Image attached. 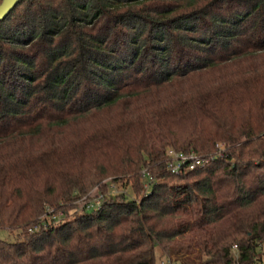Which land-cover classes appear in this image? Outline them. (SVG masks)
<instances>
[{
  "label": "trees",
  "instance_id": "obj_1",
  "mask_svg": "<svg viewBox=\"0 0 264 264\" xmlns=\"http://www.w3.org/2000/svg\"><path fill=\"white\" fill-rule=\"evenodd\" d=\"M219 144L203 168L166 169L167 148ZM121 176L134 199L69 215ZM0 229L16 234L0 264H255L264 0L17 4L0 22Z\"/></svg>",
  "mask_w": 264,
  "mask_h": 264
},
{
  "label": "rangeland",
  "instance_id": "obj_2",
  "mask_svg": "<svg viewBox=\"0 0 264 264\" xmlns=\"http://www.w3.org/2000/svg\"><path fill=\"white\" fill-rule=\"evenodd\" d=\"M182 127H178V129H181ZM219 146L221 147V145L219 144ZM218 157V156H216ZM146 169H142L141 172H139L140 174L143 175V171ZM141 175V177H142ZM113 177H107L105 179H103L102 183L106 184V189H102L99 190L98 188H92L86 195L81 196L79 199L73 201V210L69 212V215H72L73 212H78L80 213L82 211V209H84L87 205L90 204H94L96 203V201H99V203L101 204L102 201L106 198V197H115L118 195H125L127 199H134L135 195L133 194V191L131 189V185L129 183H127L126 179H124L121 176V179H118V181H115L112 179ZM115 181V182H114ZM176 182V181H175ZM145 184H146V180L142 178V185H143V189H145ZM144 193V192H143ZM137 200H139V198L137 197ZM58 217L62 218L64 217L63 215H61L60 213H58ZM15 233H10L8 230L5 229H0V240H5V241H14V237H15ZM262 248L264 249V243L262 244ZM156 264H161V262H163V264H168L167 260L165 258L160 259L159 258V254L157 253L156 256Z\"/></svg>",
  "mask_w": 264,
  "mask_h": 264
},
{
  "label": "built area",
  "instance_id": "obj_3",
  "mask_svg": "<svg viewBox=\"0 0 264 264\" xmlns=\"http://www.w3.org/2000/svg\"><path fill=\"white\" fill-rule=\"evenodd\" d=\"M221 147L219 146V151L216 156L221 157L222 152H221ZM216 156H202L198 155L197 153L194 152H189V153H183V152H178L174 150L173 148H167L165 151V158H166V169L168 172L171 174H179L182 171H189V170H194V169H200L205 167L208 163L213 161ZM143 177L146 178V184H145V189L148 190L150 184L152 183L153 179L151 175L144 170L143 171ZM100 206L99 201H96L94 204H90L86 206V209H96ZM233 249H236V246H233ZM168 264H171L170 261H167ZM255 264H264V254H258L255 257Z\"/></svg>",
  "mask_w": 264,
  "mask_h": 264
},
{
  "label": "water",
  "instance_id": "obj_4",
  "mask_svg": "<svg viewBox=\"0 0 264 264\" xmlns=\"http://www.w3.org/2000/svg\"><path fill=\"white\" fill-rule=\"evenodd\" d=\"M24 0H2L0 3V22L3 21Z\"/></svg>",
  "mask_w": 264,
  "mask_h": 264
}]
</instances>
